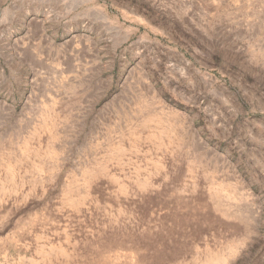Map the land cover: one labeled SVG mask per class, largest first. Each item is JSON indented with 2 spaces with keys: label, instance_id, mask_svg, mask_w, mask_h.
<instances>
[{
  "label": "rangeland",
  "instance_id": "obj_1",
  "mask_svg": "<svg viewBox=\"0 0 264 264\" xmlns=\"http://www.w3.org/2000/svg\"><path fill=\"white\" fill-rule=\"evenodd\" d=\"M220 255L264 264V0H0V264Z\"/></svg>",
  "mask_w": 264,
  "mask_h": 264
},
{
  "label": "bare ground",
  "instance_id": "obj_2",
  "mask_svg": "<svg viewBox=\"0 0 264 264\" xmlns=\"http://www.w3.org/2000/svg\"><path fill=\"white\" fill-rule=\"evenodd\" d=\"M236 192V191H235ZM238 192V191H237ZM235 195V194H234ZM227 196H229V195H227ZM226 197V196H225ZM217 198H219V197H217ZM220 198H223V197H220ZM226 198H228V197H226ZM225 198V199H226ZM230 198H232V197H230ZM219 201L217 202V207H219L225 214H231V215H235L236 213L234 212V211H232V209H231V206L230 205H228L227 203L228 202H226V203H223V201H220V199H218ZM216 204V203H215ZM216 206V205H215ZM237 212V211H236ZM236 216H237V214H236ZM229 254H231V252L229 253ZM229 254H228V256H229ZM233 256H231V258H232ZM229 258V257H228ZM230 259V258H229ZM227 261H228V259H227V256L225 257V256H215L214 258H209V259H205V261L204 262H202V263H200V264H227ZM195 262V261H194ZM196 263V262H195Z\"/></svg>",
  "mask_w": 264,
  "mask_h": 264
}]
</instances>
